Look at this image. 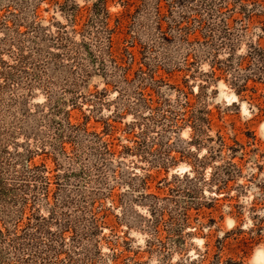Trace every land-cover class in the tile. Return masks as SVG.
I'll return each mask as SVG.
<instances>
[{"label": "rangeland", "instance_id": "rangeland-1", "mask_svg": "<svg viewBox=\"0 0 264 264\" xmlns=\"http://www.w3.org/2000/svg\"><path fill=\"white\" fill-rule=\"evenodd\" d=\"M246 1L0 0V228L37 232L26 264H264V80L246 57L264 0ZM185 100L237 153L204 158L217 146L180 121Z\"/></svg>", "mask_w": 264, "mask_h": 264}, {"label": "trees", "instance_id": "trees-1", "mask_svg": "<svg viewBox=\"0 0 264 264\" xmlns=\"http://www.w3.org/2000/svg\"><path fill=\"white\" fill-rule=\"evenodd\" d=\"M258 0H247L246 4H248V2H252L251 4L253 6H261L260 3L257 2ZM239 4L240 6H244L243 0H239ZM261 8H263L261 6ZM219 14V10L217 11ZM210 16V15H209ZM212 30L210 29L209 32H211ZM222 32L221 36H220V40H227L229 34L226 31H220V33ZM221 45L223 44L222 42L220 43ZM246 57L251 58L253 61H255V71L256 73L259 74L258 79H262L264 80V77L262 78V73L261 70L263 69V65H264V50L261 49L259 46H250L249 47V51H248V55ZM220 65H223V63L221 61L217 62V59L213 61V66H211L212 71H211V75L214 76L216 70H222L220 68ZM228 67V66H226ZM215 68V69H214ZM214 69V70H213ZM228 70V69H227ZM183 107H187V108H191L190 103L188 102V100L184 101V106ZM190 109V110H191ZM189 110V116L184 117V115L182 117V119H180V121L182 123H189L191 124V127L193 128V130L195 131V133L197 134V139L199 142H203L206 141L209 144L211 143V145H215L217 146L216 148L214 147H210L208 149V153L209 155H206L204 158L205 159H210V161H213L216 157H221L222 153L224 151H228L229 152V156L232 157L233 154L237 153L236 147L238 146V148L241 146L236 140H233V145H227L225 143L224 138L220 135V130H218L214 136H211L205 132L209 131L212 129V122H211V117H210V113L209 111H203V110ZM220 118H218V121L220 122ZM175 124H178L177 121L174 122ZM68 125V127L70 129H75L77 126L71 125L70 122L66 123ZM221 128V127H220ZM219 128V129H220ZM197 141V140H196ZM207 153V154H208ZM234 158V157H233ZM217 169H222L224 172L222 174H224L226 177L223 178L221 181L219 180V178L216 176L217 173H213L212 177L215 179H218V184L219 188L220 186L221 189H226L228 182L231 181L235 176H237L236 174L240 172V170H238L236 168V165L231 163V162H227L225 164V166H223V168L220 166ZM4 193V189L1 186L0 183V200L1 197ZM5 211V212H4ZM23 213V209L21 211V215ZM9 211L4 209L3 207H0V222L5 223V221H2V218H4L5 220L10 219L9 218ZM31 219L33 220L34 223L38 224L37 226H35L36 230H38L37 228L40 226L42 227L44 222H47L48 219L42 216H38V215H33L30 218L29 221H31ZM52 220V219H50ZM32 228L27 227L22 231V234L19 236L14 235L12 239H9V233L7 231V229L5 228L4 230L0 228V264H26V261L24 259V257H22L23 255H25L24 252H26V250L31 247V246H37L39 247V239H36L37 237H35V234L37 232L34 233H28L29 230H31ZM40 229V228H39ZM66 229V227H65ZM43 229H40V231H42ZM37 235H40V232H38ZM29 239L30 240V244H25V243H20L18 241H23ZM25 242V241H24ZM4 245L6 248H4ZM36 247V249H37ZM45 248V246H44ZM52 248L50 245L49 247L46 246V249ZM14 251V252H12ZM12 253V254H11ZM21 253L23 254L22 256ZM33 255L35 258H39L40 261H42V264H48L49 262L45 259L42 258L41 256L44 254V252L39 251L38 253L36 251L33 252ZM9 254L13 255L10 256L9 258ZM27 254V253H26Z\"/></svg>", "mask_w": 264, "mask_h": 264}, {"label": "bare ground", "instance_id": "bare-ground-1", "mask_svg": "<svg viewBox=\"0 0 264 264\" xmlns=\"http://www.w3.org/2000/svg\"><path fill=\"white\" fill-rule=\"evenodd\" d=\"M264 128V126H263ZM257 259L264 260V254L261 250H259L255 256Z\"/></svg>", "mask_w": 264, "mask_h": 264}]
</instances>
